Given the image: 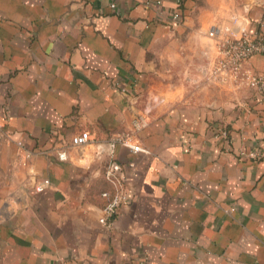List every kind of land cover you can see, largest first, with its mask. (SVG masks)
<instances>
[{"label":"crops","instance_id":"crops-1","mask_svg":"<svg viewBox=\"0 0 264 264\" xmlns=\"http://www.w3.org/2000/svg\"><path fill=\"white\" fill-rule=\"evenodd\" d=\"M177 4L0 0V264H264V97L211 76L264 0ZM125 135L144 151L113 148L126 200L102 225Z\"/></svg>","mask_w":264,"mask_h":264},{"label":"built area","instance_id":"built-area-1","mask_svg":"<svg viewBox=\"0 0 264 264\" xmlns=\"http://www.w3.org/2000/svg\"><path fill=\"white\" fill-rule=\"evenodd\" d=\"M178 2L180 0H177ZM110 7L114 9V4H110ZM172 20L179 21L181 19V14L179 10H174L171 15ZM209 35L216 36L215 30H210ZM220 58L217 61L218 65L216 67V72L223 78H232L236 83H245L252 85L256 92L264 97V72H254L244 67V64L248 59L256 54H264V32L257 33L254 35H249L244 29L241 30L239 36H228L222 37ZM139 121V120H138ZM216 129V133L222 137V139H227L228 132L226 126L218 123L213 129ZM91 140V135L87 131H81L71 137V146H82ZM129 146L134 151H144L138 144L133 142L130 135H125L123 137H118L109 142L110 147V162L104 170L105 179L114 187V191L111 196L108 193L103 192L102 195L109 197V200L105 207L103 208V214L99 218V222L103 225L106 223L109 216L114 214L118 208L126 200L124 184L122 175L120 173V166L114 161L113 148L117 145ZM240 155L249 158H257L261 156V153L257 151H240ZM57 158L59 160H65L67 154L64 148L57 151ZM50 183L48 178L41 179L35 186L37 191L43 190Z\"/></svg>","mask_w":264,"mask_h":264},{"label":"rangeland","instance_id":"rangeland-1","mask_svg":"<svg viewBox=\"0 0 264 264\" xmlns=\"http://www.w3.org/2000/svg\"><path fill=\"white\" fill-rule=\"evenodd\" d=\"M210 32V31H209ZM210 37H213V38H216V36L214 37V36H211V35H209ZM221 41H222V39H220V38H216V41H215V45H216V49H217V58H216V60H215V62H214V65H213V67H212V70H211V76H213V77H216V78H218V79H225V78H223L221 75H219L218 74V72H216V67H217V65H218V60H219V58H220V50H221ZM242 86H245V87H247L248 89H250V90H252V92H256V89L252 86V85H250V84H245V83H242ZM238 87H240V86H238Z\"/></svg>","mask_w":264,"mask_h":264},{"label":"trees","instance_id":"trees-1","mask_svg":"<svg viewBox=\"0 0 264 264\" xmlns=\"http://www.w3.org/2000/svg\"><path fill=\"white\" fill-rule=\"evenodd\" d=\"M181 8H182V0H180L176 6V9L181 11Z\"/></svg>","mask_w":264,"mask_h":264}]
</instances>
